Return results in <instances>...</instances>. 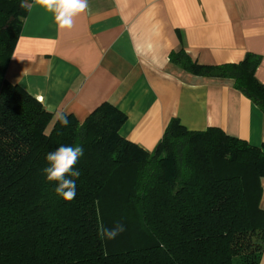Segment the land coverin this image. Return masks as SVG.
Returning a JSON list of instances; mask_svg holds the SVG:
<instances>
[{"label":"trees","instance_id":"trees-1","mask_svg":"<svg viewBox=\"0 0 264 264\" xmlns=\"http://www.w3.org/2000/svg\"><path fill=\"white\" fill-rule=\"evenodd\" d=\"M0 0V264H259L264 253V145L173 118L152 151L123 138L126 115L102 102L67 127L5 79L30 0ZM169 63L229 79L264 114L260 56L203 65L183 50ZM61 145L81 146L76 196L42 169ZM123 224L115 239L98 227Z\"/></svg>","mask_w":264,"mask_h":264},{"label":"crops","instance_id":"crops-1","mask_svg":"<svg viewBox=\"0 0 264 264\" xmlns=\"http://www.w3.org/2000/svg\"><path fill=\"white\" fill-rule=\"evenodd\" d=\"M71 30L30 0L5 79L45 108L82 122L108 102L126 115L119 133L152 151L171 119L191 131L216 127L264 145V114L229 79L194 76L169 63L183 49L218 65L260 56L264 85V0H89ZM260 208L264 209V178ZM259 264H264L262 253Z\"/></svg>","mask_w":264,"mask_h":264},{"label":"clouds","instance_id":"clouds-1","mask_svg":"<svg viewBox=\"0 0 264 264\" xmlns=\"http://www.w3.org/2000/svg\"><path fill=\"white\" fill-rule=\"evenodd\" d=\"M33 3L52 14L57 32L71 30L76 18L91 10L89 0H33ZM25 6L22 0L21 7ZM45 110L53 113L62 126L69 125L67 113L57 111L51 104L46 105ZM82 155L83 149L79 145H61L46 155L47 166L42 171L48 182H55L56 194L65 201L70 202L76 196V180L81 172L75 166ZM124 230V225L120 223L112 228H106L101 224L98 227V236L101 239L112 240Z\"/></svg>","mask_w":264,"mask_h":264}]
</instances>
